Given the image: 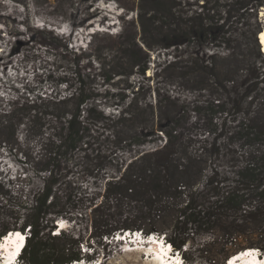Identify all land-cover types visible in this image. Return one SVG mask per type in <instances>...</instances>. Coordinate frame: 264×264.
<instances>
[{
	"label": "trees",
	"instance_id": "16d2710c",
	"mask_svg": "<svg viewBox=\"0 0 264 264\" xmlns=\"http://www.w3.org/2000/svg\"><path fill=\"white\" fill-rule=\"evenodd\" d=\"M195 2L140 0V31L97 51L96 73L61 54L51 89L0 94V162L9 152L29 167L23 187L0 167V241L28 231L24 263L93 260L81 244L123 230L165 235L190 264L201 235L210 264L264 256V0ZM170 50L159 70L194 99L151 83L149 51ZM61 219L93 233L56 231Z\"/></svg>",
	"mask_w": 264,
	"mask_h": 264
},
{
	"label": "rangeland",
	"instance_id": "374dc122",
	"mask_svg": "<svg viewBox=\"0 0 264 264\" xmlns=\"http://www.w3.org/2000/svg\"><path fill=\"white\" fill-rule=\"evenodd\" d=\"M102 1L0 0V94L11 98L25 92L28 87L39 85L44 86V89H51L48 76L54 73L58 77L63 72L64 65L68 66L61 54L77 57L82 66L88 71L92 68V72L96 73L99 67L95 58L97 51L121 33L140 31L137 21L140 0H111L106 3L109 6L114 3L111 7H105ZM177 1L184 3L187 9L198 8L193 5L196 0ZM203 2L204 0H201V3ZM97 6L103 8L97 9ZM112 21L113 24H110ZM260 21L261 28L264 29V8L260 11ZM248 22L255 23V19L249 17ZM108 35L112 37L107 38ZM159 52L149 51L152 62L148 75L152 76L153 86L163 89L167 87L187 99L200 95L199 91H183L177 82L167 85L168 76L161 73L158 65L171 58L175 52L170 50L166 55L164 52L159 55ZM102 83L103 81L99 80L98 85L102 86ZM105 89L106 87H103L101 90ZM114 90L116 89H112V92ZM203 94L207 96L208 92ZM22 160L25 161L23 156L4 152L0 162L1 169L13 178L15 185L19 184L21 187L25 185L23 179L29 174L25 170L29 167ZM65 220L59 224L64 222L63 228L67 234H73L75 228L80 229L86 240L92 235V227L85 220L78 221L77 225L73 221ZM59 230L62 228L58 226L56 231ZM210 238L208 235H201L190 240L188 256L193 264H210L211 259L206 257V253L198 251ZM84 243L80 246L82 253L86 254L84 252L90 245L92 249L90 248V253L87 254L101 260L102 264H155L145 249L125 250L124 245L117 243L112 237L95 240L90 237L88 242ZM240 243L245 246L248 241L243 238ZM217 258L220 264L226 260L225 255ZM21 263L27 264L23 260Z\"/></svg>",
	"mask_w": 264,
	"mask_h": 264
},
{
	"label": "bare ground",
	"instance_id": "6f19581e",
	"mask_svg": "<svg viewBox=\"0 0 264 264\" xmlns=\"http://www.w3.org/2000/svg\"><path fill=\"white\" fill-rule=\"evenodd\" d=\"M260 38H261V40H262V43H263V52H264V29L262 30V32H261V34H260ZM261 43V42H260ZM66 221L65 219H61L60 221ZM128 231H130V230H128ZM12 232H20L19 233V235L17 234L16 236L14 235V236H12V238L9 240V242H12V243H14L15 245H16V247H19L20 246V243H21V236L22 235H26V233H22L21 231H12ZM121 232V231H120ZM139 232H141V231H139ZM120 235L122 236L123 234L122 233H120ZM156 236V235H155ZM161 236H164V235H161ZM161 236H159V237H161ZM159 241H160V239H159ZM121 244H123V243H121ZM24 250V249H23ZM22 250V251H23ZM248 250H254V251H257L259 254H260V250L258 249V248H252V249H248ZM242 253H244V251H242ZM238 254V253H237ZM234 255H236V254H234ZM234 255H232V256H234ZM14 258H16V257H13V256H11V255H7L5 258H4V260H1L2 262H4L5 264H12L13 263V261H14ZM149 258H151V256H149ZM154 260H152L153 261V263H155V264H169V261H166L165 259H163V257H161L160 255L158 256V257H156V256H153L152 257ZM259 259L260 260H263V257H259ZM0 261V264L2 263ZM237 262H239V260L237 261Z\"/></svg>",
	"mask_w": 264,
	"mask_h": 264
},
{
	"label": "water",
	"instance_id": "95a60500",
	"mask_svg": "<svg viewBox=\"0 0 264 264\" xmlns=\"http://www.w3.org/2000/svg\"><path fill=\"white\" fill-rule=\"evenodd\" d=\"M262 32V31H261ZM261 32L259 33V41L261 42V45H262V48H263V43H262V40H261V38H260V34H261Z\"/></svg>",
	"mask_w": 264,
	"mask_h": 264
},
{
	"label": "clouds",
	"instance_id": "9594fccd",
	"mask_svg": "<svg viewBox=\"0 0 264 264\" xmlns=\"http://www.w3.org/2000/svg\"><path fill=\"white\" fill-rule=\"evenodd\" d=\"M28 235H29V232H28ZM28 238H29V237H28ZM177 256H179V255H177ZM21 261H22V259L19 261V264H22ZM189 264H190V263H189Z\"/></svg>",
	"mask_w": 264,
	"mask_h": 264
},
{
	"label": "built area",
	"instance_id": "2783aa9c",
	"mask_svg": "<svg viewBox=\"0 0 264 264\" xmlns=\"http://www.w3.org/2000/svg\"><path fill=\"white\" fill-rule=\"evenodd\" d=\"M30 234V233H29Z\"/></svg>",
	"mask_w": 264,
	"mask_h": 264
}]
</instances>
